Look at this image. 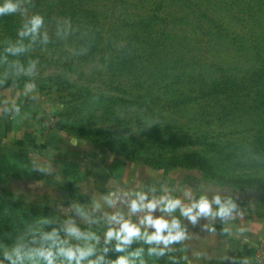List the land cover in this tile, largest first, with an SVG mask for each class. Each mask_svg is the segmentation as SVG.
<instances>
[{"label": "rangeland", "instance_id": "rangeland-1", "mask_svg": "<svg viewBox=\"0 0 264 264\" xmlns=\"http://www.w3.org/2000/svg\"><path fill=\"white\" fill-rule=\"evenodd\" d=\"M138 1L20 0L18 13L0 16V88L15 87L26 93V85L35 83L36 88L27 93L44 105L47 127L59 128L63 135L84 148L100 143L115 153L160 169H188L166 168L170 160L187 153L207 157L213 169L209 172L196 169L203 171L207 179L233 189L230 193L237 198L259 208L264 200V102L256 95L259 88L255 83L249 86L250 91L209 94L213 73L206 72L205 66L207 61L209 65L213 61L206 52L209 47L206 37L199 33L196 23L184 26L182 20L169 22L168 33L171 29L170 34L182 35V30L187 29L190 37L173 46L166 40L168 48H162V52L171 63L163 64L146 52L134 53L132 61L149 59L150 64L146 63L145 67L146 71L153 70V78L149 77L151 73L142 76L138 71L126 75L109 68L102 60L127 43L126 21L138 12ZM232 2L214 0L211 8H215V17L227 29L225 34L242 36L244 42L251 44L263 31L264 24L258 28L238 20ZM84 9L96 10L101 15L104 40L98 58L74 54L77 45L74 32L80 27L76 15ZM175 10L179 9L168 7L159 14L166 17ZM33 14L44 17L43 26L34 36L20 37L19 30ZM241 44L236 46L243 48ZM21 45L24 51H6ZM245 53L242 58H246ZM174 58L179 62L173 72ZM238 61L240 70L234 75L242 79L246 74L244 60L238 58ZM31 62H35L33 74L26 75L20 68L28 69ZM83 89L91 93L82 92ZM83 93L85 99L80 98ZM116 96L118 100L112 101ZM143 170L148 171L145 167ZM195 174L192 177H200ZM158 175L163 176L162 172ZM197 178H192L193 182ZM5 206L7 210L0 205V214L5 217L0 218V249H6L5 253L9 254L19 250L23 264H46L36 256L41 251L52 253L54 264H73L61 254L64 252L59 244L62 235L77 243L82 251L95 252L96 246L107 241L122 244L111 264L121 257L128 264H159L153 252L130 246L146 239L134 237L125 244L116 238L115 234L120 231L117 224L124 222L119 213L115 219L100 218L99 221L48 214L46 218H38L44 214L37 207L13 206L8 201ZM119 212L125 214L126 209ZM32 215L37 218H31ZM109 232L113 233L111 238ZM184 260L189 264L185 257ZM0 262L11 264L5 256L0 257Z\"/></svg>", "mask_w": 264, "mask_h": 264}, {"label": "crops", "instance_id": "crops-1", "mask_svg": "<svg viewBox=\"0 0 264 264\" xmlns=\"http://www.w3.org/2000/svg\"><path fill=\"white\" fill-rule=\"evenodd\" d=\"M32 97L15 87L0 88V188L24 202L47 206L64 218L99 221L119 213L124 222L139 229V239L155 232L142 223L146 216L175 219L184 239L167 248L181 253L189 264H253L256 247L264 238V200L259 208L252 207L199 169L155 168L100 143L84 148L59 128H48L44 105ZM13 105L19 113L12 111ZM195 173L200 177H192ZM217 197L226 207L234 206L229 217L198 216L193 223L182 215L181 209L202 198L217 213ZM168 200H179L180 207L171 213L164 211ZM133 202H155L157 207L134 212ZM122 208L125 214L119 212Z\"/></svg>", "mask_w": 264, "mask_h": 264}, {"label": "trees", "instance_id": "trees-1", "mask_svg": "<svg viewBox=\"0 0 264 264\" xmlns=\"http://www.w3.org/2000/svg\"><path fill=\"white\" fill-rule=\"evenodd\" d=\"M138 2L139 3L136 4L138 12L132 14L126 21L129 29V33L125 38V42L127 43L121 45L119 48L120 50L117 49L108 56H104V59L102 58L109 68L124 72L126 75L128 72L133 73L135 71L141 72L142 76L151 73L149 77L153 78V70L146 71L145 67L146 63L150 64L149 59H144L142 57L143 59L139 60L137 57V60L132 61L134 53L137 55L138 52H146L147 56L152 54V56L162 61L163 64H168V62L171 63V61H168V57H165L162 52V48H168L166 40H169V45L171 44L173 46L175 42H182L184 39H190V37L189 32H187L189 30L187 29L182 30V35L178 33L170 34L171 29L168 33L166 28H169V22H171V19L175 21L182 20L184 21V26H188L189 24L187 23H196V26L200 28L199 33L206 37L209 44L206 52L213 61L211 65H209V61H207V65L205 66L206 72L210 74L213 73L211 86L208 88L209 94L250 91L249 86L255 83L256 87L259 88L256 95L260 96L263 100L262 102H264V29L259 33V36L253 39L251 43L253 45L251 46L249 42H244L245 38L242 36L235 37L225 34L224 31L227 29L222 26L215 17V8H211L214 0H139ZM231 6L236 10L239 16L238 20L243 19L247 24L252 23L258 28L264 24V0H233ZM168 7L178 8L179 10L168 12V16L166 17L159 14ZM80 11L81 13L76 15L80 27L74 32L77 37V45L75 46L76 53L74 54L80 57L89 55L93 58H98L101 56V43L104 40V31L100 22L101 15L96 10L84 9ZM233 17L237 16L234 14ZM179 32L182 33L180 29ZM237 43H242L241 46H243V48L237 47ZM135 47L138 48L136 49ZM85 48L88 50H84ZM240 51L241 54H238ZM244 51L246 52V58H242L241 56L242 54L244 55ZM238 58L244 60L243 70L246 74L242 79H238L237 76L234 75L235 71L240 70ZM230 61L233 63L229 64ZM152 62L153 61H151V63ZM178 62V59L174 58L175 65L171 67L173 72L177 70L176 64ZM216 62L217 64L220 62L223 64L217 65L215 64ZM222 65H224L223 68ZM82 92L91 93L88 89H83ZM84 95L83 93L80 98L85 99L86 97ZM118 98L119 97L116 96L112 101H117ZM169 167H183L188 169L199 168L204 172H209L213 169L211 161L207 157L191 153H187L181 158L170 160L166 168ZM0 201H2L0 205L3 206L2 208L4 210H7L5 202L7 203L8 201L13 206L15 204L17 206L37 207L38 211L44 214L38 216V218H46L47 214L62 218L49 207L24 202L2 188H0ZM0 218L5 217L3 214H0ZM31 218H37V216L32 215ZM60 218L56 219L61 222ZM58 228L61 230V227ZM63 236L64 235H62V237L60 236L61 239L59 244L62 246L64 252H72L74 254L71 261L67 258V261L73 264H111L116 253L119 251L117 247L119 246L120 249L123 247V245L118 242L114 243L107 241L100 244V246H96L93 249L96 250L95 252L90 250L89 255L79 259L77 262L76 256L79 255L77 251L80 250L79 246L73 241L66 240ZM130 246L149 251L153 248L157 250L164 248L154 243H148L147 241H136L131 243ZM1 250H3V253ZM5 252L6 249H0V257L5 256ZM153 253L157 256L159 264H187L181 253H174L166 248H164L163 255H157L156 252Z\"/></svg>", "mask_w": 264, "mask_h": 264}, {"label": "clouds", "instance_id": "clouds-1", "mask_svg": "<svg viewBox=\"0 0 264 264\" xmlns=\"http://www.w3.org/2000/svg\"><path fill=\"white\" fill-rule=\"evenodd\" d=\"M20 11V0H3L0 3V16L12 15L16 14ZM44 17L40 14H33L31 15L27 22L23 25V27L19 30L18 35L20 37H25L30 34L33 36L38 33L39 29L43 26ZM47 39V37H45ZM6 51L17 53L24 51L23 46L18 47H10L6 49ZM17 67H20L17 65ZM35 68V62H31L28 69L24 70L22 67L20 68L21 71H24L26 75H32L33 70ZM36 88L35 83H28L26 85L27 92H31ZM27 92L25 94H27ZM36 99L35 96L32 97ZM12 111L15 113H19V107L13 105ZM145 197L141 196L140 200L143 201ZM217 205H220L219 211L217 213L212 212L211 204L205 199L202 198L199 202L194 203L190 208H183L181 209L182 215L188 217L193 223L196 222L198 216H212V215H219L221 218L229 217L234 206L226 207L225 205L221 204L220 199L217 197L214 201ZM164 203V201H162ZM142 207H147L149 211L155 210L157 204L155 202L148 203L147 205L138 204L133 202L131 205L132 211H137ZM180 207L179 200H168L164 203V211L169 213L173 212L175 209ZM195 210V214H193ZM115 219V218H114ZM142 223H146L155 229V232L152 235H147L145 233V238L148 243H156V244H163L165 248L173 242H178L184 239V232L180 229L179 221L173 219L171 222L165 220L163 217L153 218L151 215H148L144 218ZM165 233H167L165 235ZM113 235L112 232L108 233L109 238ZM117 239L122 240L125 244L130 243L132 238L140 237L141 233L138 228L132 226L128 223H124L121 226V229L118 233L115 234ZM117 250H120L119 246ZM79 255L76 256L77 262L79 259L87 256L90 254V250L87 251H80ZM150 252H156L157 255L164 254V248L159 250L153 248ZM62 255L66 256L69 261L73 259L74 254L72 252H62ZM5 258L11 261V264H23V257L19 250H15L13 254L5 253ZM40 259L46 262V264H54V256L50 252L41 251L36 253ZM15 257V258H14ZM29 259H32L30 256ZM2 264V262H0ZM114 264H128L126 258H119Z\"/></svg>", "mask_w": 264, "mask_h": 264}, {"label": "built area", "instance_id": "built-area-1", "mask_svg": "<svg viewBox=\"0 0 264 264\" xmlns=\"http://www.w3.org/2000/svg\"><path fill=\"white\" fill-rule=\"evenodd\" d=\"M51 120H54V118L52 117ZM117 225V228L121 229V222H118ZM252 262L253 264H264V241L258 243Z\"/></svg>", "mask_w": 264, "mask_h": 264}, {"label": "bare ground", "instance_id": "bare-ground-1", "mask_svg": "<svg viewBox=\"0 0 264 264\" xmlns=\"http://www.w3.org/2000/svg\"><path fill=\"white\" fill-rule=\"evenodd\" d=\"M122 224H124V222Z\"/></svg>", "mask_w": 264, "mask_h": 264}]
</instances>
